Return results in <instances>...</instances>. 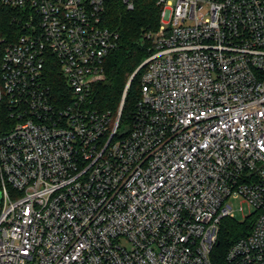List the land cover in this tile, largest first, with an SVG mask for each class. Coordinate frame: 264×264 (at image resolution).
Returning a JSON list of instances; mask_svg holds the SVG:
<instances>
[{"label":"built area","instance_id":"built-area-1","mask_svg":"<svg viewBox=\"0 0 264 264\" xmlns=\"http://www.w3.org/2000/svg\"><path fill=\"white\" fill-rule=\"evenodd\" d=\"M110 1L0 0V264H264V0H156L121 136L88 105ZM234 201L254 221L219 253Z\"/></svg>","mask_w":264,"mask_h":264},{"label":"trees","instance_id":"trees-1","mask_svg":"<svg viewBox=\"0 0 264 264\" xmlns=\"http://www.w3.org/2000/svg\"><path fill=\"white\" fill-rule=\"evenodd\" d=\"M14 14V10L0 5L1 37H7L10 29L14 28L12 23ZM159 14L160 9L156 5V0H136L132 11L126 10L121 0H112L105 14L103 26L117 32L119 42L117 48L105 59L103 75L93 85L88 105L99 112H110L112 125L120 113L119 136L129 132L132 126L133 113L141 97L144 69H140L135 75L134 73L150 55V44L145 40L144 34L157 29ZM47 75L56 93L64 89L65 83L60 75V68L56 65L50 67ZM4 121H8L7 114L0 110V123ZM253 221L254 217L246 220L235 218L222 220L217 251L224 253L236 240L246 237L251 231Z\"/></svg>","mask_w":264,"mask_h":264},{"label":"rangeland","instance_id":"rangeland-1","mask_svg":"<svg viewBox=\"0 0 264 264\" xmlns=\"http://www.w3.org/2000/svg\"><path fill=\"white\" fill-rule=\"evenodd\" d=\"M233 203V209L235 211V219L237 220H243V218L246 216V214H242L238 211L239 209V201H234Z\"/></svg>","mask_w":264,"mask_h":264},{"label":"water","instance_id":"water-1","mask_svg":"<svg viewBox=\"0 0 264 264\" xmlns=\"http://www.w3.org/2000/svg\"><path fill=\"white\" fill-rule=\"evenodd\" d=\"M142 67H139L138 69H137V71L134 73V75L141 69ZM133 75V76H134ZM133 76H132V78H133ZM122 106H123V102H122V105H121V110H122Z\"/></svg>","mask_w":264,"mask_h":264}]
</instances>
